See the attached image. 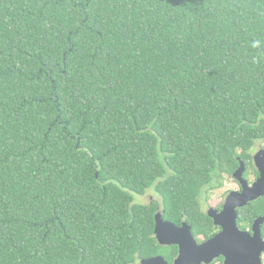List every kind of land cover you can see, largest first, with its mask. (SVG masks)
Instances as JSON below:
<instances>
[{"label":"trees","instance_id":"obj_1","mask_svg":"<svg viewBox=\"0 0 264 264\" xmlns=\"http://www.w3.org/2000/svg\"><path fill=\"white\" fill-rule=\"evenodd\" d=\"M262 136L264 0H0V264L171 261Z\"/></svg>","mask_w":264,"mask_h":264},{"label":"flooded vegetation","instance_id":"obj_2","mask_svg":"<svg viewBox=\"0 0 264 264\" xmlns=\"http://www.w3.org/2000/svg\"><path fill=\"white\" fill-rule=\"evenodd\" d=\"M263 148L264 136L255 141L254 144L248 147L245 151L240 152L238 155H234L235 161H232L231 167H228L227 169H216L211 176L210 182L206 183L201 188L198 195V203L201 213L205 216V227L208 230V236L206 231H203L202 226L200 229L203 233L200 230L196 231V233L193 232V224L194 226L202 225L201 221H198L197 218L194 220L191 219L190 223L184 219L179 224H176L175 222L173 223L177 226H180L182 222L189 225L190 231L198 244L221 233L224 230V226H230V230L233 231L234 229L231 225H235L238 230L245 232L248 235H253L254 232L258 231L264 242V195L258 196L253 200H247L243 205L235 206L236 203H241V201H243L238 195L242 193L244 187H252L261 176L260 166L256 164L254 156ZM241 162L242 169L237 172L241 167ZM230 196L232 198V209L223 213L226 201ZM139 197H146V193ZM148 199L151 201L154 198L152 195H149ZM212 213L221 214L217 223L214 222V219L211 216ZM161 246H173L176 249L171 261L166 260L168 264H173L174 259L178 255V246ZM261 260L262 264H264V252L261 254ZM224 261L225 257L220 255L213 258L209 263L202 262L201 264H224ZM141 262L142 260H140L138 264H141Z\"/></svg>","mask_w":264,"mask_h":264},{"label":"water","instance_id":"obj_3","mask_svg":"<svg viewBox=\"0 0 264 264\" xmlns=\"http://www.w3.org/2000/svg\"><path fill=\"white\" fill-rule=\"evenodd\" d=\"M254 160L260 166L261 176L250 188L244 187L238 196L243 199L235 206L243 205L247 200H253L264 195V148L255 156ZM241 167L237 171L239 172ZM97 172L95 176L97 177ZM231 196L227 199L223 213L232 209ZM234 200V199H233ZM234 210V208H233ZM162 212L155 214L154 236L160 245H177L178 255L173 264H201L209 263L213 258L223 255L224 264H262L261 254L264 252V242L259 232L248 235L231 225L224 226V230L207 241L198 244L191 231L190 226L182 222L177 226L171 221L165 220ZM217 223L221 214L211 215ZM141 264H168L163 256H154L142 260Z\"/></svg>","mask_w":264,"mask_h":264},{"label":"rangeland","instance_id":"obj_4","mask_svg":"<svg viewBox=\"0 0 264 264\" xmlns=\"http://www.w3.org/2000/svg\"><path fill=\"white\" fill-rule=\"evenodd\" d=\"M149 195H152V197H157L158 198V196H156V193H154V192H152V191L149 190L148 192H146V197H139L138 195H136L135 196V201L136 202H139L138 200L140 199V201L146 202Z\"/></svg>","mask_w":264,"mask_h":264}]
</instances>
